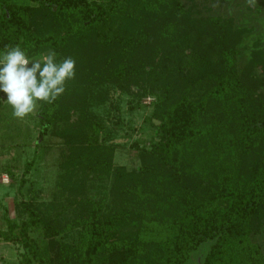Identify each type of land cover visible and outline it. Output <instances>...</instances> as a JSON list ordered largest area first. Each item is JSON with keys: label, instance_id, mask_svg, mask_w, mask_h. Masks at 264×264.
<instances>
[{"label": "trees", "instance_id": "16d2710c", "mask_svg": "<svg viewBox=\"0 0 264 264\" xmlns=\"http://www.w3.org/2000/svg\"><path fill=\"white\" fill-rule=\"evenodd\" d=\"M223 4L0 0V52L76 61L66 91L32 117L23 173L6 170L18 214L4 211L0 240L21 246L20 264H264V50L254 41L245 54L247 23ZM111 93L131 111L153 99V132L130 145V166L116 164L98 115ZM49 135L62 144L46 202L27 175Z\"/></svg>", "mask_w": 264, "mask_h": 264}, {"label": "rangeland", "instance_id": "374dc122", "mask_svg": "<svg viewBox=\"0 0 264 264\" xmlns=\"http://www.w3.org/2000/svg\"><path fill=\"white\" fill-rule=\"evenodd\" d=\"M219 9L222 14L228 9H231L236 18L240 16V19H245L247 23L246 28L249 29V33L245 37V54H247V50L253 46L254 41H259L264 50V0H227L226 9ZM237 9L244 12L239 13V11H236ZM6 98L7 94L0 92L1 231L6 230V225L2 220V216L4 217L6 213L11 220H14L18 214L15 208V205L18 203L16 196L17 183L9 179L6 170L11 169L16 176V180L19 179L23 173V161L25 159L30 160L31 158L33 146L30 142L34 140L38 132L37 121L33 119L37 109L24 118L13 117L11 106L7 103ZM152 100L151 98L144 99L139 109L131 111V105L128 104V99L123 98L119 100L117 94L111 93L107 97V106L101 111L98 110V115L103 123H105L106 131L109 133V143L121 148L117 153L116 164L130 166V156L128 155L130 145L135 140L148 138L152 134V129H149L143 122L144 117L149 112V104ZM21 143H25V145L30 143V147L26 149L25 147H21L22 145H20L21 149L15 147ZM45 143L50 146V150L46 153L43 152V154L41 151H38V157H40V159L38 163L33 165V170L27 175V180L29 182L36 181L43 192L42 199L47 202L50 200L51 191L54 190L53 185L55 180L53 170L55 168L48 164L58 157V151L60 150L62 142L49 135L45 138L43 144ZM22 150H26L24 154ZM15 151H17V153L21 151L22 155H18ZM14 157L17 158L15 159ZM16 232H18V230H16ZM30 237L40 245L41 248L47 245V240L44 239L40 231H31ZM22 250L23 249L19 245L5 243L0 240V264H20L21 257L19 254Z\"/></svg>", "mask_w": 264, "mask_h": 264}, {"label": "clouds", "instance_id": "9594fccd", "mask_svg": "<svg viewBox=\"0 0 264 264\" xmlns=\"http://www.w3.org/2000/svg\"><path fill=\"white\" fill-rule=\"evenodd\" d=\"M75 64L71 56L58 60L54 50L33 59L19 45H5L0 52V92L7 94L13 117L24 118L40 103L53 104L75 78Z\"/></svg>", "mask_w": 264, "mask_h": 264}]
</instances>
